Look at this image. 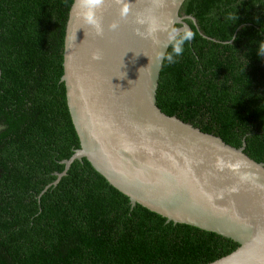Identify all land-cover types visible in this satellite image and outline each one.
Listing matches in <instances>:
<instances>
[{"label":"trees","instance_id":"1","mask_svg":"<svg viewBox=\"0 0 264 264\" xmlns=\"http://www.w3.org/2000/svg\"><path fill=\"white\" fill-rule=\"evenodd\" d=\"M73 0H0V264H207L238 247L167 222L86 158L66 103L63 46ZM195 33L163 61L162 112L264 162V0H185ZM179 27L180 25H176ZM167 51H171L170 48Z\"/></svg>","mask_w":264,"mask_h":264},{"label":"water","instance_id":"2","mask_svg":"<svg viewBox=\"0 0 264 264\" xmlns=\"http://www.w3.org/2000/svg\"><path fill=\"white\" fill-rule=\"evenodd\" d=\"M185 0H129L121 20L109 9L104 35L81 27L73 0L65 26L63 74L66 103L80 147L63 160L57 183L74 160L86 158L110 185L167 222L229 238L238 247L207 264H264V162L220 137L161 111L156 103L166 33L160 43L138 35L134 16H156L187 26ZM116 21L111 30L108 23ZM179 26V27H180ZM191 30V29H190ZM99 55V60H93ZM236 188V191L231 189ZM223 197L219 198V194Z\"/></svg>","mask_w":264,"mask_h":264},{"label":"clouds","instance_id":"3","mask_svg":"<svg viewBox=\"0 0 264 264\" xmlns=\"http://www.w3.org/2000/svg\"><path fill=\"white\" fill-rule=\"evenodd\" d=\"M113 8L121 20H126L132 11L133 4H130L129 0H77L74 18L81 24V27L92 29L98 37L103 36L104 14ZM134 22L137 25L145 26L143 32L137 28V34L150 38L154 44L160 43L159 33H166L167 42L164 49L170 48L171 51L158 50L155 53L154 60L166 61L168 64L176 63V59L184 52L185 44L195 36V33L187 26L177 27L174 22L165 25L156 16L143 17L135 15ZM118 26L116 21H112L107 25L111 30H116ZM257 53L264 56V45H258ZM92 59L99 60L100 56L93 55ZM236 190V188L231 189V191ZM222 197L223 193H220L219 198Z\"/></svg>","mask_w":264,"mask_h":264}]
</instances>
